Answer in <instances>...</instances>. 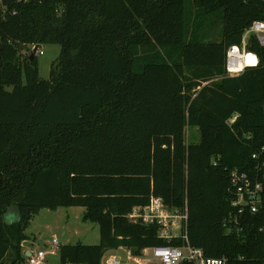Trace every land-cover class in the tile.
I'll list each match as a JSON object with an SVG mask.
<instances>
[{"label":"trees","instance_id":"trees-1","mask_svg":"<svg viewBox=\"0 0 264 264\" xmlns=\"http://www.w3.org/2000/svg\"><path fill=\"white\" fill-rule=\"evenodd\" d=\"M0 16V264H23L42 208L84 207L96 244H60L59 264L167 244L127 214L151 196L187 207L188 242L225 264H264L263 213L227 231L231 171L264 188V47L227 76L225 51L264 20L262 0H8ZM220 21L219 40L207 29ZM58 44L49 78L29 45ZM233 117L234 120L230 122ZM197 128V141L185 129ZM256 155L252 157V155ZM169 244L181 245L180 238Z\"/></svg>","mask_w":264,"mask_h":264},{"label":"built area","instance_id":"built-area-1","mask_svg":"<svg viewBox=\"0 0 264 264\" xmlns=\"http://www.w3.org/2000/svg\"><path fill=\"white\" fill-rule=\"evenodd\" d=\"M25 2L27 0H15ZM264 1V0H262ZM8 0H0V16L4 18L7 13L15 10L7 9ZM257 40L264 47V20H253L242 32L239 43L230 45L225 51L224 67L227 76H237L248 67L259 64V55L248 48L252 40ZM34 45H29L21 54H31ZM33 48V49H32ZM38 50V48H37ZM36 50V51H37ZM235 117L230 119V122ZM256 155H252L255 157ZM231 191L233 197L231 206L234 210L227 217V231H240L245 225L242 220L247 215H255L262 211L259 220L258 232L264 242V188L257 180L246 172L231 171ZM128 219L134 223L156 225L157 235L167 244L143 247L139 253H134L129 247L119 246L117 249L125 250L126 257L118 254H103L100 264H225V257H209L203 250L188 242L187 237V207H167L162 199L151 196L148 204L135 206L127 214ZM244 225H243V224ZM174 238L182 240L181 245H172L169 242ZM52 247H59L60 243L53 237ZM27 264H47V254H54V250L24 249ZM71 264V263H70Z\"/></svg>","mask_w":264,"mask_h":264},{"label":"rangeland","instance_id":"rangeland-1","mask_svg":"<svg viewBox=\"0 0 264 264\" xmlns=\"http://www.w3.org/2000/svg\"><path fill=\"white\" fill-rule=\"evenodd\" d=\"M207 29L208 40L220 39V21L210 24ZM35 46V45H34ZM33 49V48H32ZM33 51V50H32ZM33 52H31L32 54ZM60 53L58 44H42L34 53L38 67V74L42 78H49L56 68ZM186 141H197L200 137L197 128H186ZM84 207L69 206L56 209L42 208L36 213L25 228L27 239L22 242V249L54 250V254H47V264H59L58 246L52 247L51 240L56 237L60 244H96L99 242V229L97 223L84 221ZM24 262L25 252L23 251ZM118 254L125 259L126 251L121 249H107L104 254Z\"/></svg>","mask_w":264,"mask_h":264},{"label":"water","instance_id":"water-1","mask_svg":"<svg viewBox=\"0 0 264 264\" xmlns=\"http://www.w3.org/2000/svg\"><path fill=\"white\" fill-rule=\"evenodd\" d=\"M37 48H38V46H35V47H34V49H33V51H32L33 53L31 54V56L34 55V53L36 52Z\"/></svg>","mask_w":264,"mask_h":264},{"label":"crops","instance_id":"crops-1","mask_svg":"<svg viewBox=\"0 0 264 264\" xmlns=\"http://www.w3.org/2000/svg\"><path fill=\"white\" fill-rule=\"evenodd\" d=\"M27 249H29V248H27ZM27 249H26V250H27ZM23 251H24V250H23Z\"/></svg>","mask_w":264,"mask_h":264}]
</instances>
